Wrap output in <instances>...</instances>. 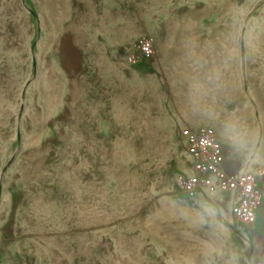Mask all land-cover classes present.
Masks as SVG:
<instances>
[{"label": "rangeland", "instance_id": "obj_1", "mask_svg": "<svg viewBox=\"0 0 264 264\" xmlns=\"http://www.w3.org/2000/svg\"><path fill=\"white\" fill-rule=\"evenodd\" d=\"M206 126L264 168V0H0V264H264V204L176 187Z\"/></svg>", "mask_w": 264, "mask_h": 264}, {"label": "built area", "instance_id": "obj_2", "mask_svg": "<svg viewBox=\"0 0 264 264\" xmlns=\"http://www.w3.org/2000/svg\"><path fill=\"white\" fill-rule=\"evenodd\" d=\"M153 56L154 42L147 37L136 40L125 51L126 62L130 66H144ZM182 137L190 173L178 175V191L191 200L203 194L229 195L237 225L244 229L254 226L264 204V168L225 170L223 146L213 127L185 128Z\"/></svg>", "mask_w": 264, "mask_h": 264}, {"label": "crops", "instance_id": "obj_3", "mask_svg": "<svg viewBox=\"0 0 264 264\" xmlns=\"http://www.w3.org/2000/svg\"><path fill=\"white\" fill-rule=\"evenodd\" d=\"M225 160H226V158H225ZM224 168H225V170H227L228 172H235L236 170H233L232 168H230L228 165H227V161H226V163H225V165H224ZM228 196V198H230V196L229 195H227Z\"/></svg>", "mask_w": 264, "mask_h": 264}, {"label": "bare ground", "instance_id": "obj_4", "mask_svg": "<svg viewBox=\"0 0 264 264\" xmlns=\"http://www.w3.org/2000/svg\"><path fill=\"white\" fill-rule=\"evenodd\" d=\"M198 96H199V95H198ZM191 97H192V96H191ZM191 97H190V98H191ZM190 98H188V99H190ZM194 98H195V95H194ZM192 99H193V98H192ZM192 99H191V100H192ZM195 99H196V98H195ZM198 99H199L198 101H200V98H198ZM193 101H194V100H193ZM198 104H199V103H198ZM198 104H197V105H198Z\"/></svg>", "mask_w": 264, "mask_h": 264}]
</instances>
